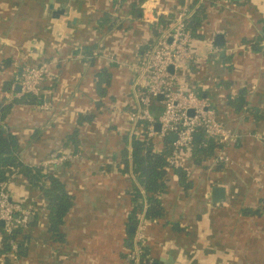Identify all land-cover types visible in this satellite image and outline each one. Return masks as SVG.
I'll use <instances>...</instances> for the list:
<instances>
[{"label": "crops", "instance_id": "0c3cea01", "mask_svg": "<svg viewBox=\"0 0 264 264\" xmlns=\"http://www.w3.org/2000/svg\"><path fill=\"white\" fill-rule=\"evenodd\" d=\"M145 3L154 16L157 9L172 15L188 1L0 0V104L18 98V58L53 61L39 93L43 103L14 105L7 127L19 140L21 160L60 178L74 199L57 240L48 231L42 193L26 188L20 175L10 182L35 213L26 257L14 264H130L125 241L134 231L128 226L132 178L120 163L129 144L123 137L137 131L128 119L137 105L130 68L158 35L143 17ZM210 4L193 49L199 60L179 73L240 139L201 164L188 153L178 156L190 184L184 188L169 171L161 200L170 218L146 221L144 244L153 264H264V0ZM106 12L115 20L111 27ZM259 36L254 49L247 41ZM208 39L216 52L209 53ZM86 46L90 59L81 53ZM101 71L107 85L97 83ZM80 116L91 118L79 124ZM75 130L78 143L65 144ZM154 140L160 149L161 135ZM74 147L80 154L67 156ZM222 153L227 161L219 162ZM64 155L67 161L49 162ZM214 187L223 188V196L212 197Z\"/></svg>", "mask_w": 264, "mask_h": 264}, {"label": "trees", "instance_id": "16d2710c", "mask_svg": "<svg viewBox=\"0 0 264 264\" xmlns=\"http://www.w3.org/2000/svg\"><path fill=\"white\" fill-rule=\"evenodd\" d=\"M187 1L190 6H194L197 3V0ZM208 5L211 4L206 3L195 8L187 21V28L191 35L197 40L203 38L202 30L208 19ZM104 14L107 16V18H104V23H108L107 26L111 27L115 23L114 18H112L108 12ZM160 23H162L161 20L154 26H157ZM261 39L262 37L259 36L257 42L254 40H249L247 42H249V45L255 49L257 45H260ZM191 48L196 50L197 45L192 44ZM91 50V47L86 46L81 49V53L85 58L90 59L93 56ZM44 60L51 59L43 58L39 61L29 63L35 65ZM2 64L5 65L6 61H3ZM21 66L22 65L16 66V69L18 70V81ZM48 74L42 83L41 90L49 82L47 78ZM105 75V71L98 73L97 83L99 85L101 82L107 85V81L104 80ZM4 85L6 87L5 90L7 91L10 90L12 86H8V83ZM187 86L189 87V84H187ZM43 101L44 97L42 94H24L23 96L14 98L7 103L0 104V182H6L8 184L7 190L10 199L21 205H23V201L18 195L14 194L15 187L10 184V182L15 180L14 178L16 176H22L26 182V188L32 187L38 189L46 199L48 231L53 238L58 240L61 238L59 230L64 216L73 205V196L66 192L64 183L60 178L46 172L42 166L28 165L21 160L18 153L19 140L17 136L9 130L6 124V120L14 105H40ZM156 101L151 106V111L154 117H157L162 111V107L159 104H156ZM90 118L91 117L80 116L78 117V123L80 124L82 121L89 120ZM144 127L145 124L139 122L136 132H132L129 137H123L125 141L129 140V144L128 147L121 152L122 159L120 163V171L130 175L132 178L131 187L128 190L131 204V210L128 216V226L134 227V230L137 226V214L139 213H142L144 219L148 222L158 220L162 217H166V219L170 218L161 200V196L167 189L169 171H174L179 184L184 188H188L190 184L186 168L178 166L177 162L173 165H169L168 158L172 153V141L170 136L168 134L161 136L162 147L156 150L155 136H147ZM64 141L66 142L65 144L69 142L78 143V131L75 130L72 134L67 135ZM221 149H223L221 144L217 143L212 138L206 137L200 130L198 137L193 139L190 150L183 153L190 154L197 164H201L204 158H216V152ZM79 151V147H74L72 151H69L67 156H78L80 154ZM33 215H35V213L30 209L27 225L24 227L14 225L10 228L9 232H6L4 226L0 224V258L2 264H14L18 261L21 263L26 257L27 245L30 237L28 227L33 223ZM133 237L134 231H128L125 241L126 249L134 246ZM11 243L15 244V251L11 248ZM141 248V262L148 263L151 261L150 264H153L149 249L144 243ZM125 255L127 257L126 250Z\"/></svg>", "mask_w": 264, "mask_h": 264}, {"label": "built area", "instance_id": "2783aa9c", "mask_svg": "<svg viewBox=\"0 0 264 264\" xmlns=\"http://www.w3.org/2000/svg\"><path fill=\"white\" fill-rule=\"evenodd\" d=\"M221 1L223 0H197L194 6L186 3L172 15L165 10L157 9L152 16L151 9L146 3L141 6L145 21L153 25L160 20L162 23L155 26L158 35L154 44L144 52L140 60L131 65L130 69L135 75L132 88L135 91L137 105L128 114V119L133 126L143 122L145 133L149 137L157 134L161 136L174 134L172 153L168 158L169 165L176 163L180 153L190 150L191 143L200 130L206 137L221 144L223 146L221 150L233 146L240 139L239 134L230 131L217 117L207 100L198 96L187 86L185 78L179 73L188 62L199 60V55L191 48V45L196 44L198 40L187 28L189 17L198 6L206 3L216 5ZM212 42V39H208L209 53L216 52ZM17 60V64L22 66L19 70V92L15 94V97L39 94L53 61L44 60L33 65L26 59L18 58ZM159 96L162 111L154 117L151 106ZM156 124H159V131L156 130ZM66 159V155L53 156L49 162H60ZM217 160L227 161V157L222 153L217 156ZM7 186L6 182H0V223L2 222L4 230L9 232L14 225L22 227L27 225L30 209L12 201ZM137 220L133 237L134 246L126 249V259L130 264H150L151 261L141 262V246L144 243V233L148 222L142 213L137 214ZM11 248L16 250L14 243H11Z\"/></svg>", "mask_w": 264, "mask_h": 264}, {"label": "water", "instance_id": "95a60500", "mask_svg": "<svg viewBox=\"0 0 264 264\" xmlns=\"http://www.w3.org/2000/svg\"><path fill=\"white\" fill-rule=\"evenodd\" d=\"M227 1V0H226ZM229 1H236V0H229ZM223 36L221 34H218L216 35L215 37V43L220 46V45H223ZM169 70L171 71V67L169 68ZM158 99H161V97L159 96ZM156 130L158 131L159 130V124H156ZM170 139L171 141H173L175 139V136L174 134H170ZM198 137V134L195 135V138ZM211 196L212 197H215V198H219L220 196H223V188L221 187H214L212 189V193H211ZM2 224V222L0 223Z\"/></svg>", "mask_w": 264, "mask_h": 264}]
</instances>
